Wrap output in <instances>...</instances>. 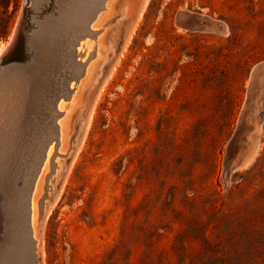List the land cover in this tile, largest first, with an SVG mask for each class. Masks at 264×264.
Masks as SVG:
<instances>
[{
  "label": "rangeland",
  "instance_id": "1",
  "mask_svg": "<svg viewBox=\"0 0 264 264\" xmlns=\"http://www.w3.org/2000/svg\"><path fill=\"white\" fill-rule=\"evenodd\" d=\"M22 3L0 0V48ZM103 11L83 41L103 52L65 134L104 87L67 182L76 151L54 183L39 264H264V0H111Z\"/></svg>",
  "mask_w": 264,
  "mask_h": 264
},
{
  "label": "water",
  "instance_id": "2",
  "mask_svg": "<svg viewBox=\"0 0 264 264\" xmlns=\"http://www.w3.org/2000/svg\"><path fill=\"white\" fill-rule=\"evenodd\" d=\"M108 1L23 0L12 37L0 54V94L5 93L7 97L6 105L0 109V264L10 260L4 254L9 236L7 227L11 220L15 223V213L24 193L31 197L49 147L52 146L49 168L37 201L38 226L42 225L48 206L56 196L54 183L63 171V160L76 151L78 139L84 132L90 110L84 124L76 123L71 133L65 134L67 147L59 149L58 120L66 114L63 111L67 112L76 104L70 105L71 98L59 92V85L67 92L75 90L85 74L87 63L94 58L95 47L86 54L85 44L80 45L86 38H97L101 29L94 28L93 23L106 9ZM58 22L63 24L52 31ZM69 35L73 37L69 47L70 62H65L55 72L56 81L61 83L54 90L39 83L40 74L49 72V63L45 62L49 54L46 41L68 39ZM61 99L63 109L58 108ZM233 159L231 142L225 155L226 167L235 165ZM27 204L29 214L31 205L29 201ZM30 240L26 259L28 264H39L38 242L33 236Z\"/></svg>",
  "mask_w": 264,
  "mask_h": 264
},
{
  "label": "bare ground",
  "instance_id": "3",
  "mask_svg": "<svg viewBox=\"0 0 264 264\" xmlns=\"http://www.w3.org/2000/svg\"><path fill=\"white\" fill-rule=\"evenodd\" d=\"M110 1L107 2L106 9L110 5ZM144 6L145 5H143V8H144ZM103 12H106V11H103ZM99 16H100V14H99ZM98 17H97V19H98ZM61 24H63V23H59V22H58V24L56 23V25L53 26L51 30L55 32V30H57L59 28V25H61ZM94 26H95V24L93 25V27ZM72 38L73 37L71 35H69L68 39L60 40V39H57V38H51L50 41L49 40L46 41L48 43L46 48L49 47L47 49L49 54H48V56H46L47 59H46L45 62L49 63L48 64L49 65V72L40 74L39 83H41L43 85L45 83L49 88H53L54 90H56V88H57L56 85L60 84L61 82H59L58 80L56 81L55 72L59 68L64 66L65 62H70V59H69V47L71 46L70 43H71ZM94 43L95 42H90V40H85V42H81V45L85 44V47H86L85 49H86L87 52H89L93 47H95V53L94 54L96 56L100 52H103V49L101 47H99L96 43L95 44ZM6 46L7 45L1 46L0 54L3 52V50L5 49ZM87 66H88V64H87ZM90 67L91 66L89 65V68ZM87 70L88 69L86 67L85 73H86ZM112 74H113V70H111V72L109 73L108 76H111ZM59 86L61 88L62 85H59ZM103 87H104V83L100 87V90H99L100 92L97 94L96 99H95V101L93 103V106H92V108L90 110V113H89V116H88V120H87V124H86L84 132H83V134L81 136V140H80L79 146L77 147V150L75 152V155L73 156L71 164H70L69 168L67 169V173L65 175L63 184L65 183V181L69 177V173L71 174L70 171H71V168H73L72 165L76 161L77 154H78L80 148L84 144L85 137H86V134H87V130L89 129V127L91 126V123L93 121V116H94V113H95L96 104H97V101L99 99V96H100V93H101V90H102ZM60 88H59V90H60L59 92L65 93L67 96H69L72 99V101L70 103V105L72 106L73 103H75L73 101V97H75V95H74L75 90H71V91L67 92V90H63L62 89L63 90L62 91ZM3 94H5V93L0 94V109L1 110H2V108H4L3 106H5L6 102H7V97L4 96ZM63 105H64V102L61 100L59 102V104H58V108L59 109H63ZM0 112H2V111H0ZM67 112L63 111V114L67 113ZM1 116L2 115H0V118H1ZM58 122H59V125H60L61 142H62L64 140V138H65V131H66V129L64 127V119L61 118L60 120H58ZM51 151H52V146L49 147L47 160L45 161V163H44V165H43V167L41 169V173L39 174V176L37 178V181L35 183V188H34L33 193L31 194V197L29 195H27V193H24V198L22 196L21 205H20L19 208L17 207L16 213H15V220H14L15 223L11 220L10 224L7 227V235H9V236L7 238V244H6V248L4 249V254H7L6 257L10 258V260L6 261L5 264H28V261L26 259L25 251H26V248L28 247L29 242L31 241L30 240L31 236L36 238V240L38 242V249H39V243H40L39 242V238H40V232H41L40 228H41L42 225L38 226L39 224L36 221V217H37V201L39 199V196L41 195V191H42V188H43V182H44L45 176L47 175V171H48V168H49L48 161H49V156L51 154ZM60 171L61 170L59 169L58 173ZM59 195H60V193L57 196H55L53 201L49 204L44 219L46 218V216L50 212V210H52V208L55 206L57 201H59V198H60ZM29 197H30V200H29ZM28 201H29V203L31 205L30 206L31 215H30V213L28 214V211L26 210V206L28 207V204H27ZM28 216L31 217V218L29 219ZM10 219H13V218H10ZM44 219H43V221H44ZM4 259L2 260V262L4 261ZM12 260H14V263L12 262Z\"/></svg>",
  "mask_w": 264,
  "mask_h": 264
}]
</instances>
